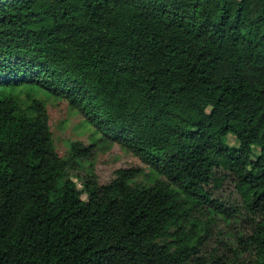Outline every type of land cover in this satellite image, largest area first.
<instances>
[{"label":"trees","instance_id":"trees-1","mask_svg":"<svg viewBox=\"0 0 264 264\" xmlns=\"http://www.w3.org/2000/svg\"><path fill=\"white\" fill-rule=\"evenodd\" d=\"M39 92L90 144L58 155ZM113 144L147 180L77 170ZM0 264H264V0H0Z\"/></svg>","mask_w":264,"mask_h":264},{"label":"rangeland","instance_id":"rangeland-1","mask_svg":"<svg viewBox=\"0 0 264 264\" xmlns=\"http://www.w3.org/2000/svg\"><path fill=\"white\" fill-rule=\"evenodd\" d=\"M38 96L45 100L49 117V126L52 133L56 152L59 156L67 155L70 142L78 141L83 145L90 144V127L84 121L83 115L76 109L69 106L65 99L55 96H48L44 92H39ZM229 145H236L237 141L231 134L227 136ZM257 151V148H255ZM96 175L98 183L104 184L115 177V170L119 168H140L141 174L137 180H144L149 174L148 168L133 154L122 149L119 145L113 144L110 147L100 146L94 150L89 159H82L77 170L80 173L88 171L89 164ZM78 187H81L79 180L72 178ZM147 180V179H146ZM215 196L219 197L227 204H240L239 195L230 179H226L214 189ZM243 230V221L239 224L234 221H227L220 217L215 219V223L210 227V235L205 243L206 252L217 248L220 252L229 254L223 249L221 242L231 245L235 242V236ZM233 246V245H232Z\"/></svg>","mask_w":264,"mask_h":264}]
</instances>
